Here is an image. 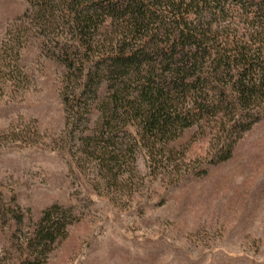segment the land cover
<instances>
[{
	"label": "trees",
	"instance_id": "1",
	"mask_svg": "<svg viewBox=\"0 0 264 264\" xmlns=\"http://www.w3.org/2000/svg\"><path fill=\"white\" fill-rule=\"evenodd\" d=\"M29 39L63 68L64 140L98 194L134 192L138 159L170 184L192 174L170 147L192 128L211 135L212 162L226 161L264 116V0H27L1 42L0 94L26 82ZM74 221L44 210L21 264H44Z\"/></svg>",
	"mask_w": 264,
	"mask_h": 264
},
{
	"label": "rangeland",
	"instance_id": "2",
	"mask_svg": "<svg viewBox=\"0 0 264 264\" xmlns=\"http://www.w3.org/2000/svg\"><path fill=\"white\" fill-rule=\"evenodd\" d=\"M26 6L0 0V46ZM19 67L24 85L0 94V264H21L24 234L53 205L75 221L44 264H264V116L226 161L212 162L211 135L192 128L170 145L192 174L170 184L138 159L134 192L98 194L64 140L63 68L34 39Z\"/></svg>",
	"mask_w": 264,
	"mask_h": 264
}]
</instances>
